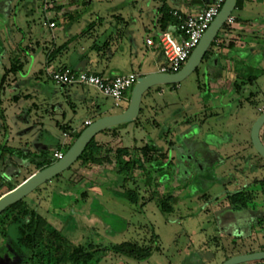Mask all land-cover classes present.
Returning a JSON list of instances; mask_svg holds the SVG:
<instances>
[{
    "label": "rangeland",
    "instance_id": "1",
    "mask_svg": "<svg viewBox=\"0 0 264 264\" xmlns=\"http://www.w3.org/2000/svg\"><path fill=\"white\" fill-rule=\"evenodd\" d=\"M64 1L78 4L73 14L77 19L65 29L62 40L87 30L84 35H78L72 41L78 50L87 46L93 49L95 43L103 45L106 39L105 25L111 23V20L106 19L100 23L98 15L128 13L133 16L128 27L124 24L119 26L116 20L112 22L118 24L123 42L124 39L132 38L133 45L141 47L143 53L138 59L140 62L144 61L145 69L157 71L165 63L164 58L157 60L158 54H150L145 47L148 34L158 40V31L153 25L156 19L155 8L168 6L165 0H115L112 3L101 0ZM39 3L36 0H15L11 15L0 13V53L8 50L10 54L12 47L18 43L27 45L31 29L33 35L40 30L38 24L41 18L37 10ZM33 8L36 9L35 13L28 14ZM232 14L235 22L227 29L222 27L218 42L223 38L224 32H232L237 17V24L249 25L246 27L247 33L236 30L230 35H241L240 39H233L248 44L247 49L240 51L227 45L218 49V45L212 47V53L184 80L178 84L151 88L142 100L143 110L139 117L141 125L131 123L120 128L118 141L111 144L115 148L125 145L131 157L138 159L142 158L139 149L146 142L167 153L169 163H165L163 159L146 162L148 170L154 166L148 172L149 176L138 171L125 180L127 173H118L115 163L89 167L82 165L79 160L25 198L32 208L46 217L75 245L92 243L99 248H106L124 242H138L159 247L148 260L137 261L109 252L99 264H202L195 260L201 248L203 251L210 249L213 256L247 245L263 247L264 230L262 235H255L253 238L228 237L224 232H219L220 238L217 234L220 227L217 226L221 222V216L215 213L216 199H211L219 197L225 190L229 191L228 194H233L245 189L252 196L248 201L251 216L263 219V192L257 182L264 180V158L253 148L251 128L256 118L264 112V0H243ZM40 22L43 23V19ZM92 22L95 23V28L91 33L88 26ZM145 27L149 28L147 33ZM123 46L124 43L121 47ZM13 60L19 65L24 63L23 60L18 61L15 54ZM138 64L134 70L141 74V64ZM6 71L3 64L0 65L1 146L7 145L3 130L8 125L10 136L14 137V141H9V146L28 145L33 150L44 139L48 141L45 142L48 146L42 152L47 158H52L57 143L62 142L64 137L69 138L68 132L63 137L64 123L70 129L68 124L72 123L74 128L81 127L87 116L96 118L94 109L90 108L87 112L78 102L74 103V112V108L66 102V91L69 88H61L50 79L47 80V86L54 90L57 88L54 101L62 103L67 116L63 120L58 107L51 114L43 101L44 96L50 93L48 89L43 93L34 92L32 94L35 97L25 100L21 90L10 92L7 84L2 83ZM24 71H27V67ZM14 75L15 73L7 75L6 81L8 76L12 78ZM18 75L22 76L23 73L18 71ZM251 78L252 81L249 80ZM234 83L240 84L241 88H234ZM90 92L96 97L101 110L109 114L122 112L128 106L125 101L121 107L116 108L110 97L94 89ZM15 95H21L20 100L15 101ZM31 100L37 104L33 118L41 121V127L44 123L43 131L38 125L26 132L30 124L20 115L25 107L24 103L31 105ZM186 122H189L188 127L183 126ZM102 134L106 133H100L96 139ZM109 134L98 142L106 144L105 140L116 137L113 133ZM195 136V142L186 143V140H190L188 138ZM69 146L70 144L62 143L60 147L65 153ZM182 156L185 159L180 160ZM199 157L204 161H199ZM3 166L1 162V172ZM34 168V164L20 165L18 175L13 176L14 182L8 179L15 185ZM161 174L164 175L160 177ZM208 179L212 180L209 184L204 182ZM5 189V185L0 187V193ZM129 189L137 190L136 201L127 197ZM163 194H171L169 203L173 211L164 212L159 207ZM208 199L211 200L206 203ZM221 200L224 202L226 196ZM254 226L257 227V223ZM10 235L16 237L14 228L10 229ZM4 243L6 238L0 234V255L4 250ZM256 264H264V261Z\"/></svg>",
    "mask_w": 264,
    "mask_h": 264
},
{
    "label": "crops",
    "instance_id": "2",
    "mask_svg": "<svg viewBox=\"0 0 264 264\" xmlns=\"http://www.w3.org/2000/svg\"><path fill=\"white\" fill-rule=\"evenodd\" d=\"M101 1H106L107 3H112L115 0H101ZM134 1V0H132ZM168 4L166 8L169 9V11H179L180 13L183 14H196L198 13L202 8L207 6L209 3L207 0H165ZM253 1V0H250ZM15 0H0V13H6L7 15L12 14L11 7ZM118 2H120L118 0ZM169 2V3H168ZM60 4V5H59ZM76 2H65L64 0H53V3L51 4V7L45 8L43 4H38L37 5V10L39 11L40 15L39 17L41 20L43 19V23L39 21V27L40 30L36 32L35 35H33V30L31 29L30 31V41L27 45H21L18 43V45L15 44V46L12 47L11 53L9 54L8 50L5 52L0 53V65L3 64L4 66V71L8 70L10 67L9 65L10 62H12V57L13 54L17 56L18 61H24V63H21L23 65L22 71L20 70L19 72L23 73L22 76H19L18 73L15 74L12 78L8 76V81H5L7 84V87L9 88L10 92H15V91H20L21 90V95L27 98L30 97H35V94H32L34 92L38 93H43L46 89L50 91V93L46 94L44 96L45 99L43 101L47 105L48 111L50 110L51 114L55 113L56 107H58L59 114L63 116V120H65L67 113L66 110L64 109V106L61 105V102H56L55 103V94L57 92V88L52 89L49 86H47V80H50L47 74V70L49 69H58L64 66H69L74 68L75 70L78 71H87V72H92L97 75L106 77V78H112L116 75L119 74H128L131 72H135L134 70L135 65L138 64L140 66V69L143 71V73L139 75H144L149 72H153L150 69H145L144 67V61L140 62L138 59L141 57L140 55L143 53L141 51V47L133 45V40L131 39H124L125 41L123 42L122 40V35L119 33L118 29V24L116 25L115 23H112L113 21L116 20L117 23H119V26H124L128 27L129 23L133 20L132 14H126V13H111V14H106V15H98V19L100 23L104 20H111V23H107L105 25V35L106 39L103 42V45H98L95 43L93 46V49L91 46L87 47H81L79 50L74 46V43L72 42L75 40L74 38L77 37L78 35H84V33L87 31L84 29L83 31L79 33H75V35L72 38H66L65 40H62V34L69 27L73 21H75L77 18L73 16L74 12L76 11ZM79 9L81 8L79 5L77 6ZM165 8L163 7H156V19L153 21L154 28L158 31V35L160 32L163 30L161 27V16H162V11L161 9ZM35 8L30 9L28 11V14H33L35 13ZM237 18V17H236ZM35 23V20H33ZM48 21H54L56 23L55 28H49L47 25H45V22ZM238 19L236 20V25L234 26V29L232 30L231 33L235 32L236 30L239 31H246L247 33V28L249 25L243 24L239 25L237 24ZM175 24H169V26L166 28H170ZM90 27V28H89ZM90 29V32L94 30L95 28V23L92 22L91 25L88 26ZM164 29V30H166ZM110 30V31H109ZM146 33L149 30L148 27H145ZM231 31V30H230ZM92 33V32H91ZM231 33L224 32L223 33V38L220 40L218 43H222V47H225L226 45L228 46L229 43L232 44L230 48H235L239 49L240 51H244L247 49L249 46L248 44L244 43L242 40H234V37H237L240 39V36L237 34V36L230 35ZM249 33V31H248ZM149 35V34H148ZM147 35L145 39V47L146 51L149 52L150 54L156 53L157 57L156 59H163L161 50L158 46V40H154L152 37H149ZM157 35V36H158ZM32 36H35L34 39H32ZM153 39L154 40V45H148L147 44V39ZM124 43V46L122 44ZM224 45V46H223ZM221 45H218L217 49ZM229 47V46H228ZM251 47V46H250ZM21 48V49H20ZM96 54H95V52ZM94 52V53H93ZM134 57V58H133ZM20 61V62H21ZM8 63L9 65H5ZM27 67V71L25 72L24 69ZM144 68V69H143ZM158 71V70H157ZM25 72V73H24ZM7 79V78H6ZM17 86V89L15 88ZM61 88H69V91H66V94H68V99H66V102L68 105L72 108H74V103H80L82 107L87 109V112H89L90 108L94 109L97 116L101 117L104 115H109V113L104 112L101 110L100 105L97 103L96 97L90 92L91 89H94L95 91H98L97 89L93 87H85L82 85H73V86H60ZM16 89V90H15ZM31 91V92H30ZM55 92V94H54ZM99 92V91H98ZM162 92V91H161ZM21 95H15L14 100H20ZM32 101V100H31ZM128 102V101H127ZM0 104H1V99H0ZM25 107L22 109V113L20 116H23L26 123L30 124V127L26 130V132L37 128L39 125L41 127V121L33 118L34 113L36 112L37 109V104L32 101L31 105H27L26 103ZM96 118L89 117L87 116L84 121H83V127H76L74 128L72 123L68 124L70 126V129L67 131H63L62 134L65 132H68L69 138H65L63 135V140L62 142L57 143V147H55V151H63L61 144L65 143V145L71 144L75 138V136L82 131L83 128H85V122L86 121H94ZM6 124V123H5ZM59 126V122L57 123ZM66 124V123H64ZM63 124V125H64ZM44 123L42 124L41 131L45 130V126H43ZM141 125V121L140 124ZM183 126L188 127L189 124H185ZM82 128V129H81ZM3 136L6 138V146H9V141L12 139L14 141V137L10 136L11 131L6 125V129L3 130ZM106 134H102V136H98L96 139L97 142L100 141L101 139H105L110 135L109 133H113L112 131L109 132H103ZM116 137V139H108L105 140L107 144H114L115 141H118V138L120 137V132L119 129L115 130L113 133ZM262 134L264 135V129L262 128L261 130V139ZM12 137V138H11ZM196 136L193 138H189L191 142L196 141ZM218 139V138H217ZM104 141V140H103ZM45 142H48L43 139V141L38 142L37 146L35 149H31L28 145L22 146V145H17V146H9L13 148H19L24 151L25 154L31 153L33 155H38L42 153V150L47 148V144ZM99 143V142H98ZM264 143V141H263ZM103 144V143H100ZM145 144H147L145 142ZM215 144H213L214 146ZM216 146V145H215ZM123 147H126L123 145ZM210 147V146H209ZM127 148V147H126ZM54 151V153H55ZM199 161H204L203 158L199 157ZM4 164V166L7 167L6 170H3L4 175H7L8 178L13 182V176L15 177L17 172V166L19 165H24V164H30L27 160L22 159L20 156L15 155L11 157L8 153L3 156V158L0 161V164ZM112 163H115L114 161L111 162L110 164L113 165ZM3 166V167H4ZM91 166V165H90ZM89 166V167H90ZM3 169V168H2ZM14 169V170H13ZM40 169L35 168L29 170L27 176H25L21 181H18L15 185L17 186L21 182H23L26 178H28L31 174L34 172L38 171ZM180 168L178 169V172L180 173ZM10 171H16L14 175ZM8 179V180H9ZM212 180H204L205 183H210ZM253 182V181H252ZM14 184V183H12ZM227 190L223 191L219 197H213L211 199H216L217 205L215 206L216 210L215 213H219L218 215L221 216V222H219L217 227H220L217 230V234L220 237L221 234L219 232H224L228 237H240V238H253L255 235H262L263 230H264V212H263V222L262 224H259L258 216H251V212L249 209L246 210H235L233 206H231L226 200H221V198L227 197ZM4 194V191H3ZM204 195V194H203ZM204 197H206L204 195ZM220 198V200H219ZM211 199L206 200V203H208ZM221 201V203H220ZM257 218V219H256ZM257 223V227L254 226V224ZM243 224H247V226H243ZM220 225V226H219ZM223 237V235H222ZM221 238V237H220ZM204 243H202L203 245ZM201 245V246H202ZM210 249H204L203 248L199 249V254L195 257V260H199L202 264H205L206 262L208 264H222L227 258L237 255V254H243V253H249V252H254V251H259L262 250V248H254L251 245L243 246L240 248H233L229 249L227 252L219 253L216 255L212 256V252L209 251ZM201 253V254H200ZM211 257V258H210ZM205 261V262H204ZM212 262V263H211ZM260 261L257 262H251V263H246V264H256L259 263ZM23 264V263H21Z\"/></svg>",
    "mask_w": 264,
    "mask_h": 264
},
{
    "label": "trees",
    "instance_id": "3",
    "mask_svg": "<svg viewBox=\"0 0 264 264\" xmlns=\"http://www.w3.org/2000/svg\"><path fill=\"white\" fill-rule=\"evenodd\" d=\"M242 1L243 0H238L236 8L242 3ZM161 11L162 16L160 21L163 30L166 29L169 24H176L178 22V19L173 16L172 11H169L168 8H162ZM229 25L230 24L225 23L223 27H226L227 29ZM219 39L218 34L205 57L208 56L209 53H212V47L214 48L217 45L222 46V43H218ZM228 46L231 47L232 44L229 43ZM20 70H22L21 64L19 65L13 60L10 68L2 77V83L6 81L7 75L10 73L16 74ZM249 80L252 81L253 79L251 78ZM233 87L239 90L241 85L234 83ZM142 110L141 107L140 114L142 113ZM139 117L135 121L136 124H140ZM186 123L189 124V122ZM62 128L64 131L68 130L66 125H62ZM112 132L114 133L115 130ZM262 138L264 141V135ZM139 151L142 158H132L128 148L123 146H116L115 148L110 143L107 145L100 144L97 142L96 138H93L78 161L80 160L82 165L85 166H101L105 163H111L114 161L117 165L116 171L118 173H127L128 176L125 180L130 178L131 174L138 171L147 173V176H149L148 172H150V170L152 171L154 166L148 170V168L145 167L146 162H155L163 159L165 163H169L167 160V153L161 152L155 145L147 143L142 146ZM7 153L11 157L18 155L24 160L28 159V162L34 164L38 169L50 165L55 160L54 156L52 158H47L43 152L38 155H33L31 153L25 154L22 149L6 145L3 147L0 145V161ZM128 156L130 157L128 158ZM18 167L19 165L17 166V171H19ZM6 169L7 167L4 166L3 170ZM15 172L13 171L12 175H14ZM163 175L164 174H161L160 177ZM257 183L261 185L264 201V180ZM4 185L6 186L4 193L10 191L16 186L8 180L7 175H4V173L0 171V187L2 188ZM2 194L3 192L0 193V196ZM126 195L130 200L136 201L138 193L135 189H129L126 192ZM171 198V194H163L160 199L159 207L164 212L173 211V207L169 203V199ZM250 198H252L250 192L242 189L233 194H227L226 200L235 210L243 211L248 209V201ZM262 220L263 219H258L259 224H262ZM11 228L16 230L15 238L10 235ZM0 234L5 236L8 244L21 256L23 264H99L109 252L123 255L137 261H144L148 260L153 251L156 249L158 250L159 248L153 245L139 244L138 242H124L106 248H99L92 243L75 245L68 238L63 236L61 231L49 222L46 217L41 215L36 209L32 208L25 198L10 205L0 213Z\"/></svg>",
    "mask_w": 264,
    "mask_h": 264
},
{
    "label": "water",
    "instance_id": "4",
    "mask_svg": "<svg viewBox=\"0 0 264 264\" xmlns=\"http://www.w3.org/2000/svg\"><path fill=\"white\" fill-rule=\"evenodd\" d=\"M212 0H207L211 3ZM238 0H226L222 5L219 13L203 34L198 45L194 48L189 59L177 73H161L158 71L149 72L140 75L134 86L128 94V106L125 110L119 113L104 115L96 118L89 125L83 128L74 138L68 150L63 154L62 158L55 160L50 165L34 172L23 182L15 186L8 192L0 196V213L10 205L26 198L34 190L42 184L59 176L62 172L69 169L74 163L78 161L88 144L93 138L105 131H114L128 124L135 123L138 119L141 104L144 95L151 88L156 86L178 84L194 72L197 67L204 60V57L209 50L212 42L215 40L220 30L227 22L236 8ZM264 127V112L254 121L251 128V141L255 151L264 158V143L261 139V130ZM189 139V138H188ZM190 140H186V143ZM185 159V156L180 157ZM0 264H21L23 259L21 257H9L5 255ZM264 261V250L237 254L227 258L222 264H246L251 262Z\"/></svg>",
    "mask_w": 264,
    "mask_h": 264
},
{
    "label": "built area",
    "instance_id": "5",
    "mask_svg": "<svg viewBox=\"0 0 264 264\" xmlns=\"http://www.w3.org/2000/svg\"><path fill=\"white\" fill-rule=\"evenodd\" d=\"M42 3L45 8H49L53 0H36ZM226 0H212L207 6L202 8L196 14H183L179 11H172L178 22L172 27L162 30L158 37V46L161 50L165 63L162 64L158 72L177 73L189 59L194 48L198 45L203 34L208 29L215 16L219 13ZM235 22V16L232 14L226 23ZM45 25L49 28H55L54 21H46ZM148 45H154L153 39H147ZM48 77L57 85H82L93 87L106 97H110L116 108L121 107L122 103L128 101V94L134 86L137 78L140 76L135 72L128 74H119L112 78H106L92 72L78 71L72 67L64 66L58 69L47 70ZM91 121H86L85 126ZM67 136L66 133L63 134ZM63 151H55L54 159L62 158ZM264 250V245L262 247Z\"/></svg>",
    "mask_w": 264,
    "mask_h": 264
},
{
    "label": "flooded vegetation",
    "instance_id": "6",
    "mask_svg": "<svg viewBox=\"0 0 264 264\" xmlns=\"http://www.w3.org/2000/svg\"><path fill=\"white\" fill-rule=\"evenodd\" d=\"M180 168V167H179ZM5 245H4V250H3V252H2V255H0V263H1V261H2V258L1 257H3V256H5V255H8L9 257H12V258H14V257H16V258H18V257H21L9 244H8V242H7V240H6V243H4Z\"/></svg>",
    "mask_w": 264,
    "mask_h": 264
}]
</instances>
